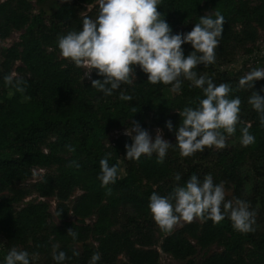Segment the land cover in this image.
I'll return each mask as SVG.
<instances>
[{"label": "trees", "instance_id": "obj_1", "mask_svg": "<svg viewBox=\"0 0 264 264\" xmlns=\"http://www.w3.org/2000/svg\"><path fill=\"white\" fill-rule=\"evenodd\" d=\"M52 1L56 0H0V40L21 31L17 42L0 47V264H5L13 247L27 251L30 264H56L54 245H59L57 252L66 253L64 264H89L95 252L101 257L97 264H160V253L182 264H264V126L248 103L251 91L264 96V79L255 81L252 90L236 91L243 74L226 69L221 47L232 40L234 25H241L244 33V27L264 17V0H159L157 11L173 34L190 32L207 8L213 10L209 14L213 18L216 12L224 16L215 63L194 70L216 84H229L230 98L241 99L244 123L228 136L227 146L205 148L190 157L180 155L174 132L165 125L170 120L178 128L179 113L185 107H197L205 98L202 90L185 80L177 95L166 98L164 91L171 85L149 83L139 65L134 66L132 83L122 84L111 96L92 88L83 69L61 56L58 37L81 30L85 15L95 19L97 0H64L49 15L41 8L35 12L34 2ZM87 6L92 8L86 11ZM243 39L253 41L254 34ZM182 48L185 57L193 51L190 44ZM11 73H16L14 81L24 82V93L5 84L4 76ZM91 78L104 79L95 69ZM121 91L132 100H121ZM132 121L142 128H160L173 144L163 163H157L155 154L139 161L125 158V144L130 145L131 138L121 134L112 139L110 133L130 127ZM245 126L255 137L247 147L241 144ZM109 153V165L118 167V178L102 187L100 160ZM73 161L79 167H69ZM36 167L44 169V174L27 182ZM194 174L201 181L211 174L215 184L224 182L228 199L247 201L257 213L256 230L241 233L225 218L218 224L194 219L170 233L162 231L149 209L151 194L167 196ZM76 190L80 192L74 195ZM33 194L55 199L54 216L59 223L54 222L48 204L25 200ZM89 217L91 223L86 222ZM69 229L77 233L75 239L68 235ZM212 244L220 249L199 262L193 259L198 248Z\"/></svg>", "mask_w": 264, "mask_h": 264}, {"label": "clouds", "instance_id": "obj_2", "mask_svg": "<svg viewBox=\"0 0 264 264\" xmlns=\"http://www.w3.org/2000/svg\"><path fill=\"white\" fill-rule=\"evenodd\" d=\"M97 2L99 14L95 19L85 15L81 30L58 37L61 56L72 61L76 67L89 69L85 76L91 80V87L106 96H111L122 84L132 83L136 65L148 75L149 83L171 85L170 90L174 93L180 91L183 81H190L192 86L202 90L205 98L197 107H185L179 113L181 123L178 128L174 129L170 120L165 127L174 132L175 146L183 157L203 152L205 148L224 149L228 136L235 133L238 124L244 123L240 119L241 99L238 96L230 98L233 89L229 84H216L206 74L201 75L194 70L198 65L206 68L215 63V50L224 31V16L219 12L215 13V18L205 14L190 32L173 34L170 25L157 11L159 0ZM183 44H190L193 49L187 57L184 56ZM93 69L97 70V75L104 77L103 81L91 78ZM15 75H5V84L24 93V82L14 81ZM261 79H264V68H252L239 78L235 90H252L254 82ZM119 98L132 100V96L123 91ZM24 99L30 97L25 96ZM248 103L264 126V96L251 91ZM241 131L242 146L255 142L248 126ZM123 135L132 140L130 145L125 144V158L128 160L139 161L142 156L151 158L155 154L157 163H163L168 150L173 147L164 139L162 130L156 129L153 139L137 121H132ZM69 150L74 149L69 147ZM110 156L109 153L100 160L98 179L102 187L114 184L118 178V167L109 165ZM72 166L79 167V164L73 161L69 167ZM175 179L179 181L180 174ZM108 194H111V188H108ZM149 209L157 226L167 233L181 221L191 223L194 219L202 222L211 220L218 224L227 218L236 231L249 233L256 230V211L250 210V204L245 200L226 199L224 182L215 184L211 174L205 175L202 181L194 174L185 185L175 187L167 196L153 192L149 198ZM68 235L75 239L77 233L69 229ZM58 248L59 245L53 247V260L56 264H64L66 253L57 252ZM74 255L79 253L74 252ZM100 258V253L95 252L89 264H97ZM5 264H30V254L13 247L5 257Z\"/></svg>", "mask_w": 264, "mask_h": 264}, {"label": "rangeland", "instance_id": "obj_3", "mask_svg": "<svg viewBox=\"0 0 264 264\" xmlns=\"http://www.w3.org/2000/svg\"><path fill=\"white\" fill-rule=\"evenodd\" d=\"M64 0H56L52 2H46L43 5H39L37 3H33L35 12L39 10V8L43 9L48 15L53 11L54 6L58 3H61ZM98 3V2H96ZM253 4H255V1H253ZM92 6H87L86 11L90 10ZM213 10L211 9H205L206 14L212 13ZM246 32V34H245ZM251 33L254 34V40H247L245 41L243 39V36L249 35ZM21 31H13L10 36H8L4 40H0V47H9L13 43L17 42L19 40V34ZM232 40L230 41L229 45L221 46L224 50L227 60L225 67L226 69L234 74H245L248 71H250L252 68H264V17L260 19L259 22H254L250 26L244 27V33L243 28L241 25L236 24L232 27ZM16 65H19L17 62ZM16 74V73H15ZM16 76V75H15ZM171 88H168L164 91V95L166 98L173 97L177 95L179 92H172L170 90ZM10 95V92H9ZM131 127V126H130ZM129 127H125L124 130H126ZM146 129L150 135L155 138L156 129H160L157 127L152 128H143ZM161 130V129H160ZM120 133H116L111 135V138L119 135ZM134 135V134H133ZM164 137V136H163ZM164 139H166L164 137ZM132 143V140H131ZM44 174V169L42 168H34L32 170V176L27 181L29 183L39 180L42 175ZM119 175H124V167L122 161H119ZM80 191L76 190L74 192V195L78 194ZM226 192V199H228L229 191L225 190ZM26 201H43L46 204H48V210L52 214L53 220L56 223H59V220L54 216V207H55V199L52 197H38L37 195L33 194L25 199ZM69 219L74 220V217L72 215H69ZM93 221L92 217H89L86 219L87 223H91ZM183 223L181 221L178 225L174 227V229L180 227ZM91 243L96 244V242L91 239ZM78 248L81 247L78 245ZM220 247L217 244H212L208 248L200 249L198 248L195 252L193 259L196 262H199L204 255L207 253L219 250ZM160 264H182V261H178L173 259L170 255L165 253H160Z\"/></svg>", "mask_w": 264, "mask_h": 264}, {"label": "built area", "instance_id": "obj_4", "mask_svg": "<svg viewBox=\"0 0 264 264\" xmlns=\"http://www.w3.org/2000/svg\"><path fill=\"white\" fill-rule=\"evenodd\" d=\"M83 69V72H84V77H86L85 76V73L86 72H88L89 71V69H86V68H82ZM124 129H117V130H113L111 133H110V135H113V134H116V133H120L119 135H121V134H123L124 133ZM119 135H117V136H115V137H113L112 139H114V138H116V137H118Z\"/></svg>", "mask_w": 264, "mask_h": 264}]
</instances>
